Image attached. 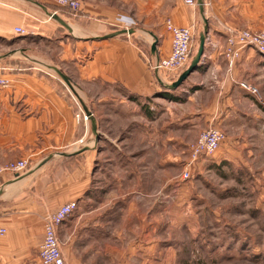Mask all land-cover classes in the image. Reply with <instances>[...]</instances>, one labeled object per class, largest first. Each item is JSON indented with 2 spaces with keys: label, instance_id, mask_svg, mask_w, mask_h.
Returning <instances> with one entry per match:
<instances>
[{
  "label": "crops",
  "instance_id": "0c3cea01",
  "mask_svg": "<svg viewBox=\"0 0 264 264\" xmlns=\"http://www.w3.org/2000/svg\"><path fill=\"white\" fill-rule=\"evenodd\" d=\"M79 1L82 10L70 14L49 0H0V74L10 81L0 94V164L29 161L24 173L0 177V227L7 229L0 237V264H42L45 218L71 201L78 208L57 229L66 264L161 261L151 230L160 229L155 215L171 195L125 189L123 206L115 192L95 191V154L79 152L93 149L94 124L111 133L115 102L136 105L142 127L153 126L154 133L161 126L177 127L178 145L189 146L217 128L227 139L206 160L211 168L222 174L231 163L237 172L248 166L264 175V56L244 49L232 65L224 56L230 31L264 30V0H203L205 52L174 90L167 85L185 70L153 67L172 51L168 21L203 31L198 0L197 6L185 0ZM121 18L134 25L127 28ZM18 27L26 35H17ZM122 30L133 33L112 36ZM54 69L71 79L75 94ZM241 83L255 87L259 97ZM99 193L103 199L95 196Z\"/></svg>",
  "mask_w": 264,
  "mask_h": 264
},
{
  "label": "rangeland",
  "instance_id": "374dc122",
  "mask_svg": "<svg viewBox=\"0 0 264 264\" xmlns=\"http://www.w3.org/2000/svg\"><path fill=\"white\" fill-rule=\"evenodd\" d=\"M198 45L196 33L193 56ZM115 105L111 133L98 126L93 149L81 153L95 154V191L115 192L119 198L114 200L121 205L125 189L171 195L155 215L160 229L151 230L162 254L154 264H264V175L248 166L237 172L231 163L220 174L208 163L212 157L203 156L185 179L191 144L176 143L178 128L161 126L154 133L153 126L142 127L136 105L127 106L125 100ZM202 161L208 164L204 170Z\"/></svg>",
  "mask_w": 264,
  "mask_h": 264
},
{
  "label": "built area",
  "instance_id": "2783aa9c",
  "mask_svg": "<svg viewBox=\"0 0 264 264\" xmlns=\"http://www.w3.org/2000/svg\"><path fill=\"white\" fill-rule=\"evenodd\" d=\"M51 1L61 7L69 8L74 12L82 10V4L78 0ZM185 3L189 6H197L196 0H185ZM120 21L125 23V25L127 24V28L134 25L132 20L125 22V19L121 18ZM167 28L172 33V51L167 58L160 60L153 69L157 72L165 71L169 73H179L186 70L191 63L196 31L193 27H175L171 21L167 22ZM15 33L19 36L26 35V31L20 27L15 29ZM244 49H253L264 56V30L259 32L249 30L230 31L224 56L231 65L241 57V53ZM231 70L230 68V71ZM9 85V79L0 74V94L5 91ZM240 86L259 97V92L255 87L249 86L246 83H241ZM79 117L80 115H78V118ZM226 139V134L217 128H210L202 132L197 141L190 145V159L185 166L183 178H189L196 163L203 156L212 157L220 149ZM84 145L85 139L78 141V146L83 147ZM28 168L29 161L25 159L13 161L5 165L0 164V177L8 172L20 175L27 171ZM77 208V202L71 201L62 205L58 210L45 218L44 241L39 251L42 264H66L58 240L57 229L77 210ZM6 233L7 229L0 227V237L5 236Z\"/></svg>",
  "mask_w": 264,
  "mask_h": 264
},
{
  "label": "water",
  "instance_id": "95a60500",
  "mask_svg": "<svg viewBox=\"0 0 264 264\" xmlns=\"http://www.w3.org/2000/svg\"><path fill=\"white\" fill-rule=\"evenodd\" d=\"M198 5H199L200 13L202 14L203 19H204L205 27H204L203 31H201L200 34H199L198 49H197L195 55L193 56L190 65L188 66V68L183 73H181V75L179 76L177 81H175L172 85H167L168 88L172 89V90L177 89L178 87H180L181 84L197 69V67H198L199 63L201 62V59H202V57L204 55V52H205V44H206V39H207V20H206V18L204 16L205 10H204V2H203V0H198ZM40 6L47 11V9L44 6H42V5H40ZM49 14H50L52 19L56 20L63 27L71 30L70 25L67 22H65L59 15H57L56 13H50V12H49ZM128 33H133V30L117 31L112 36L114 37V36H119V35L128 34ZM151 50H152V54L155 55V53L157 51V43H156V41L152 45ZM54 70H55V72L58 73V75L64 80V82L67 84V86L75 94L76 92L74 91V87L72 85L71 79L67 75H65L64 73L59 71L58 69H54ZM85 112H86V115H87L88 119H90V121L95 123L93 115L89 112L88 109H86V107H85ZM96 129H97V126H96V124H94L93 125V130L96 131ZM81 151H85V150H80L79 152H81ZM45 162H47V160L44 161V163Z\"/></svg>",
  "mask_w": 264,
  "mask_h": 264
}]
</instances>
